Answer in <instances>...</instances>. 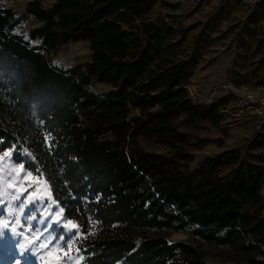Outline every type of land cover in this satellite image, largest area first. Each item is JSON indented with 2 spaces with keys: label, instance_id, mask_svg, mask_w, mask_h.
<instances>
[{
  "label": "trees",
  "instance_id": "1",
  "mask_svg": "<svg viewBox=\"0 0 264 264\" xmlns=\"http://www.w3.org/2000/svg\"><path fill=\"white\" fill-rule=\"evenodd\" d=\"M155 3L30 1L26 12L42 22L29 29L40 40L32 45L12 32L11 8L0 6V151L29 154L13 156L39 170L65 217L80 225L85 264H201L203 251L169 241L168 230L264 264L262 170L240 147L187 167L197 147L189 128L216 125L222 114L219 101L192 99L194 50L179 54L174 28L148 19ZM258 9L264 0L248 19ZM69 40L89 41L84 67H58L40 50ZM92 77L111 88L91 90ZM138 137L168 151L144 149Z\"/></svg>",
  "mask_w": 264,
  "mask_h": 264
},
{
  "label": "rangeland",
  "instance_id": "2",
  "mask_svg": "<svg viewBox=\"0 0 264 264\" xmlns=\"http://www.w3.org/2000/svg\"><path fill=\"white\" fill-rule=\"evenodd\" d=\"M30 1L33 0H0V6L12 10V32L20 34L29 45L40 44L39 39L30 37L28 33L29 29L42 24L26 12L25 8ZM38 1L43 7H48L52 2ZM258 1L156 0L148 13V19L174 28V39H179L176 45L179 54L183 52L181 50L187 53L194 50V65L187 79L192 99L205 104L219 101L215 105L222 114L218 124L200 121L196 127L189 128L191 140L197 142V147L192 149L187 167H197L206 156L214 152L240 147L241 156L254 160L262 170L259 189L264 198V123L255 127L250 116H238L235 113L236 97L239 94L264 93V9H258L248 19ZM257 14L258 18L252 20ZM40 50L50 63L63 68L75 64L84 67L93 54L88 40L59 42L54 47L43 46ZM88 87L99 93L106 92L111 85L92 77ZM137 140L144 149L163 153L168 151L165 144L154 139L138 137ZM13 147L0 151V156ZM15 149L27 154L22 149ZM26 157L29 158V154ZM20 164L24 163L14 159V156L0 159V201H3L0 203V220L9 223L8 229L0 227V231L8 236V243L0 246V264H16L17 259L20 264H85L78 250V240L82 236L80 225L65 217L42 174L37 178L38 182L29 179L24 180L23 185L15 179ZM27 172L36 176V172L26 166L20 171V176L23 177ZM10 183L14 187H7ZM21 187L27 188V191L20 195L19 200H13L12 197L19 194L17 189ZM29 192L36 195L30 198L32 202L27 203L21 212L20 206L25 204ZM17 219L19 224L15 223ZM68 221L78 225V229L70 228ZM14 225L19 233L15 239L11 233ZM77 231L79 235L75 234ZM163 233L169 241L182 239L197 245L203 251L201 264H249L233 254L227 246L205 243L190 236L186 230H168ZM30 240L33 243H29ZM20 243L29 249L24 258L18 255L21 251ZM41 244L47 247H41ZM65 252H68L67 256Z\"/></svg>",
  "mask_w": 264,
  "mask_h": 264
},
{
  "label": "snow or ice",
  "instance_id": "3",
  "mask_svg": "<svg viewBox=\"0 0 264 264\" xmlns=\"http://www.w3.org/2000/svg\"><path fill=\"white\" fill-rule=\"evenodd\" d=\"M16 151L17 150L15 149V147H13L11 149V151L3 152V156H0V159L12 158L13 153H15ZM24 168H25L24 164H20V168L17 170V175H16L15 179L18 180L21 185H23V181L24 180H29V179H31L33 182H38L37 178L41 175L39 170H35L36 171V176L35 177L32 176L31 172H27L25 175H23V177H21L20 176V171L24 170ZM7 187H14V185L10 183V184L7 185ZM29 187H31V184H29ZM17 191H18L19 194L18 195H14L12 197L13 200H19L20 199V195H22L23 192L27 191V188L21 187V188H18ZM37 191H38V189H37ZM35 195H36V193H34V192H29L28 193V197L25 200V204H22L20 206L21 212L24 210V207L26 206L27 203H31L32 202V200L30 198H32ZM2 202L3 201H0V203H2ZM15 223L19 224V219H17ZM67 223L70 226V228L78 229V225L72 224L71 221H68ZM0 227H2L3 229H8L9 228L8 221L7 220H0ZM11 233L13 234V239H15L16 235H19V233H17V229H16L15 225L11 228ZM75 234L79 235L78 231ZM25 239H27V237H25ZM36 239H39V237H36ZM60 239L63 240L64 237L61 236ZM7 243H8L7 234L4 231H0V246H4ZM29 243H33V241L30 240ZM41 247H47V245L46 244H41ZM19 248L21 249V251H19V253H18L19 257L20 258L26 257V255H27V253L29 251L27 245H25L23 243H20L19 244ZM68 251L69 252L71 251V245H69ZM65 255L67 256L68 252H65ZM16 264H20V260L19 259L16 260Z\"/></svg>",
  "mask_w": 264,
  "mask_h": 264
},
{
  "label": "built area",
  "instance_id": "4",
  "mask_svg": "<svg viewBox=\"0 0 264 264\" xmlns=\"http://www.w3.org/2000/svg\"><path fill=\"white\" fill-rule=\"evenodd\" d=\"M235 113L238 116H250L258 127L264 123V93L246 92L236 97Z\"/></svg>",
  "mask_w": 264,
  "mask_h": 264
}]
</instances>
